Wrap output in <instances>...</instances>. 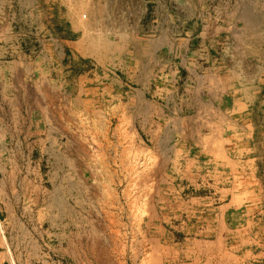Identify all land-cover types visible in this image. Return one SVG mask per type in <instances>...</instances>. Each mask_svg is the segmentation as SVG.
<instances>
[{
	"label": "rangeland",
	"instance_id": "374dc122",
	"mask_svg": "<svg viewBox=\"0 0 264 264\" xmlns=\"http://www.w3.org/2000/svg\"><path fill=\"white\" fill-rule=\"evenodd\" d=\"M6 3L7 16L22 18L24 31L34 33L38 26L39 40H29L33 53L43 49L47 36L58 45L55 78L64 82L63 92L70 97L72 125L77 124L74 114L84 113V108L88 114L101 110V122H91L86 114L81 143L78 135L71 137L79 152L70 151L76 165L93 164L82 160V146L88 156L96 146L102 159L97 162L99 176L94 178L84 165L80 177L64 184L67 206L75 209L69 218L47 211L49 223L69 222L73 231L9 230L17 264H144L145 247L156 238L176 246L183 264H264V105L256 112L258 160L253 167L216 165L197 145L208 132L197 127L203 122L174 119L185 78L172 49L200 36L206 27L244 24V14L258 26L264 49V0ZM79 96H100L101 101L83 103ZM40 158V167L23 171L31 191L55 192L60 187L62 193V184L49 180L46 158ZM60 170L76 173L72 167ZM38 174L41 188L33 185ZM21 181L17 189L3 188L24 190ZM79 227L85 229L80 232ZM80 236L85 250L78 247ZM69 237L76 242L74 256L50 248L63 239L68 247ZM38 249L41 256L35 260Z\"/></svg>",
	"mask_w": 264,
	"mask_h": 264
},
{
	"label": "crops",
	"instance_id": "0c3cea01",
	"mask_svg": "<svg viewBox=\"0 0 264 264\" xmlns=\"http://www.w3.org/2000/svg\"><path fill=\"white\" fill-rule=\"evenodd\" d=\"M6 4V0H0V171L6 172L0 175V264H17L7 234L9 230L25 233L73 231L69 222L57 226L55 221L53 225L49 223L47 211L53 214L56 211L69 218L75 209L67 206L70 197L65 193L64 184L70 177H80L79 171L84 165L90 166L94 178L99 176L97 162L102 159L96 146L89 156L86 154L89 150L82 146L85 152L82 160L89 159L93 164L76 165L70 151L79 152L72 145L71 137L78 135V144L81 143V122L87 120L86 114L90 115L91 122L96 119L101 122V117L98 119L101 110L95 108L94 113L88 114L84 108V113L74 114L77 124L72 125L70 97L63 92L64 82L55 78L54 54L58 45L55 48V42L47 36L43 39V49L33 53L29 40L33 41V36L39 40L38 26L34 33L24 31L22 18L7 16ZM242 19L244 24L241 25L206 27L200 36L176 43L172 48L180 58L176 66L185 78L180 81L183 86L181 105L174 112V119L182 123L202 121L197 127L204 126L208 132L201 134L197 145L204 148L216 165L232 169L253 167L258 160L256 112L264 105L262 33L255 23L251 24L247 14ZM253 20L257 19L253 17ZM187 44L191 46L182 47ZM176 97L179 98V93ZM100 98L79 96L77 99L97 104ZM191 128L193 131L195 127ZM38 156L46 158L50 166L49 180L62 184V193L60 187L55 192L31 191L29 177H23V171L40 167ZM65 167L74 168L76 173H61L60 169L63 171ZM21 178L24 190H4L6 185H15L17 189ZM41 178L38 174L34 187ZM84 229L79 227L80 232ZM65 241H60L58 247L50 244V248L59 254L74 256L76 242L69 237L68 247H65ZM85 244V238L80 236L78 247L85 250ZM145 248L144 264H183L177 247L166 246L161 238L151 240ZM38 251L39 254L32 255L35 260L41 256ZM78 253L80 255L79 250Z\"/></svg>",
	"mask_w": 264,
	"mask_h": 264
}]
</instances>
